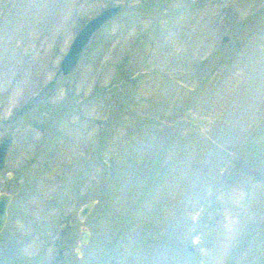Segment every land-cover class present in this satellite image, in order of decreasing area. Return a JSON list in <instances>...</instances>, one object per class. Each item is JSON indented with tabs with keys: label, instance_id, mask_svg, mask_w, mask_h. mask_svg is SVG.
Listing matches in <instances>:
<instances>
[{
	"label": "rangeland",
	"instance_id": "1",
	"mask_svg": "<svg viewBox=\"0 0 264 264\" xmlns=\"http://www.w3.org/2000/svg\"><path fill=\"white\" fill-rule=\"evenodd\" d=\"M3 135L0 264H264V0H0Z\"/></svg>",
	"mask_w": 264,
	"mask_h": 264
},
{
	"label": "water",
	"instance_id": "2",
	"mask_svg": "<svg viewBox=\"0 0 264 264\" xmlns=\"http://www.w3.org/2000/svg\"><path fill=\"white\" fill-rule=\"evenodd\" d=\"M119 3L111 4L103 7L99 12L89 17L73 34L72 39L67 47V50L62 55L59 61V68L63 73H69L78 63L82 50L91 38V36L108 20L113 18L120 10ZM226 40L227 36H223ZM239 46L236 42L237 49ZM12 145V138L9 136L0 137V169L6 165L7 155ZM12 174L7 172V176ZM11 194L5 191L0 192V230L5 224L7 217V205L11 199ZM95 199H89L83 202L77 210V216L80 220H84L86 215L91 211L95 204ZM90 236V231L86 228H81L78 233L75 250L78 254L81 253V247L87 243Z\"/></svg>",
	"mask_w": 264,
	"mask_h": 264
}]
</instances>
